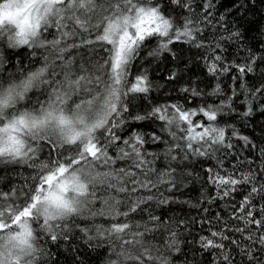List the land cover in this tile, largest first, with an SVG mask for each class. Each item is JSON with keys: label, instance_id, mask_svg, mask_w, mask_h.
I'll list each match as a JSON object with an SVG mask.
<instances>
[{"label": "snow or ice", "instance_id": "1", "mask_svg": "<svg viewBox=\"0 0 264 264\" xmlns=\"http://www.w3.org/2000/svg\"><path fill=\"white\" fill-rule=\"evenodd\" d=\"M248 5L255 7V0H237L228 14L235 9L242 16ZM215 7L213 0H0V45L8 49L27 46L31 57H37L12 75L0 71V164L31 170L27 175L17 173L23 181L19 186L0 187V264H49L46 258L52 253L44 238L69 241L74 230L89 243L99 238L108 244L111 256L106 264H170L169 250L179 252L180 248L177 232L168 222L150 210L143 224L128 220L149 202H171L161 189L172 192L179 186L176 169L170 164L158 169L154 154L142 151L145 133L132 131L122 138L120 130L129 119L163 121L161 131L175 141H165L169 147L164 155L169 161L214 157L235 147L225 129L214 124L219 107L188 109L173 103L154 106L146 115H130L136 95L146 97L153 87L146 70L132 77L134 62L145 51L148 57L171 52L175 59L170 47L175 42L204 47L201 25L227 32L225 14L212 23ZM235 27L220 39L243 43V34ZM154 40L156 46L150 48ZM69 49L76 50L75 55ZM257 60L264 62V57L253 56L244 64L221 68V57L216 55L208 70L215 75L234 67L244 76L255 71ZM5 62L0 53V66ZM176 78L175 72L168 77ZM260 78L264 80V72ZM241 87L264 101V83L254 91L246 84ZM219 90L217 84L214 92ZM180 91L202 95L187 87ZM251 112L250 106L243 115ZM198 114L207 123L192 119ZM231 134L244 147H256L248 136L234 129ZM151 140L160 142L161 136L152 133ZM113 149L115 155L110 154ZM260 155L264 157V149ZM118 161L124 165L114 167ZM208 172V182L218 189L212 199L230 197L237 186H248V191L232 209L233 218L242 221V226L231 228V235L212 232L219 243L201 237L202 247L221 250L223 264H237V260L264 264V205L255 207L257 197L264 200V168L253 171L250 167L239 178L213 174L212 169ZM97 217L107 219L95 223ZM162 227L167 237L160 232L161 240L153 243L156 236L147 234Z\"/></svg>", "mask_w": 264, "mask_h": 264}, {"label": "trees", "instance_id": "2", "mask_svg": "<svg viewBox=\"0 0 264 264\" xmlns=\"http://www.w3.org/2000/svg\"><path fill=\"white\" fill-rule=\"evenodd\" d=\"M213 2L216 4L212 10L213 25L223 13L228 22L226 25L228 31L225 32L223 28L201 25L203 29L201 35L204 37L205 46L198 48L194 44L175 42L170 45L172 52L177 55L175 59L171 52H160L158 57H148L147 52H143L141 58L134 62L132 77L134 78L138 70H146L153 87L146 97L145 94L136 95L130 106V115H146L154 106L173 103L181 104L188 109H197L205 105L219 107L220 111L214 124L225 129L226 137L235 147L220 151L214 157L189 156L187 160L169 161L164 153L169 143H175V141H172L167 132L161 131L163 121L129 119L120 130L122 138L131 135L132 131L145 133L146 142L142 151L154 154L155 165L158 169L163 170L169 164L176 169L179 186L172 192L161 189L165 196L171 197V202L167 205L149 202L141 206L143 211L138 210L130 214L128 220L130 224L136 222L143 224L147 221L150 210L152 215L168 222L172 230L177 232L180 248L179 252L169 250L170 264H223L220 256L221 250L203 248L201 237L212 238L219 243L220 238H213L212 232L223 231L225 235H231V228L237 225L242 226V221L233 218L232 209L239 206L243 197L247 195L248 186H237V190L230 197L212 199L216 196L218 189L208 182L210 175L208 169H212L213 174L219 172L222 176L234 175L239 178L242 173H247L250 167L253 171L258 167L264 168V163H262L264 157L260 155V149H264V110L261 108L264 101L259 98V94L257 98H253L245 88L241 87L246 84L249 90L254 91L255 87L264 83V80L260 78L261 72H264V62L257 60L253 65L255 71L244 76H241L234 67L228 72L221 71L215 75L210 74L208 70V65L216 55L221 57L218 65L221 68L225 65L244 64L249 62L253 56L264 57V0H255V7L248 5L247 11L242 16L235 9L228 14V9H231L237 0H213ZM184 14H187L186 10ZM172 15L176 16L177 13L173 12ZM235 26H238L243 34V43L239 40L220 39L221 35L227 38L230 32L236 30ZM214 35L215 39H213ZM197 43H199L198 38ZM217 44H219L218 47ZM155 46L156 41L154 40L149 47ZM31 51L27 46L8 49L6 44L0 45V53L6 61L0 66V71L12 75L17 69L26 67L29 59H37V57H31ZM68 51L75 55L76 50L69 49ZM173 72L177 74V78L168 79ZM21 78L23 77L17 75V79ZM217 84L220 87L218 93L214 92ZM184 87L196 89L202 95L193 97L191 92L180 91ZM34 92L35 90L30 95ZM250 106L251 114L244 116L243 113L248 111ZM192 119L198 123H207L206 118L199 114ZM233 129L240 135L248 136L256 147H244L243 141L232 136ZM174 130L178 136L181 135L179 129ZM152 133L161 136V141L153 143ZM118 143L122 144V141ZM110 154L115 155V150H110ZM46 155L47 152L43 153L41 158ZM147 158L153 159L152 156ZM123 165V161H118L114 167ZM30 171L20 165L0 164V187L7 190L13 185L19 186L23 181L22 177H17V173L27 175ZM140 194L146 193L141 192ZM262 205H264V200H259L257 197L255 207L259 209ZM96 206L99 207V202ZM217 213L220 214L219 219H217ZM259 218L257 215V219ZM106 219V217H97L95 223L103 224ZM181 220L184 221L182 225L179 224ZM160 232H164L165 238L167 237V230L163 227L147 235L149 238L155 235L156 240L153 243H159ZM92 235L95 234L92 233ZM44 239L47 241L48 251L52 253L51 257L46 258L49 264H106L108 257L111 256L106 242H101L97 238L89 243L84 234L78 230L70 234L69 241L52 242L47 237ZM98 243L99 247H96ZM223 243L227 246L228 242L223 241ZM233 255H235L234 251ZM237 264H239L238 260Z\"/></svg>", "mask_w": 264, "mask_h": 264}]
</instances>
